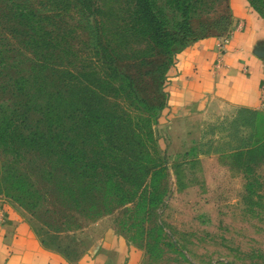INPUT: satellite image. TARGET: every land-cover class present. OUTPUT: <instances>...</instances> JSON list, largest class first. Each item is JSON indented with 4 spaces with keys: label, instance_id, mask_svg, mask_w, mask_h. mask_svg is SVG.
Listing matches in <instances>:
<instances>
[{
    "label": "rangeland",
    "instance_id": "1",
    "mask_svg": "<svg viewBox=\"0 0 264 264\" xmlns=\"http://www.w3.org/2000/svg\"><path fill=\"white\" fill-rule=\"evenodd\" d=\"M93 2L95 10L87 12L76 0H0V117L8 106L17 109L10 116L28 107L20 129L44 128L39 117L48 93L63 88V128L77 126L79 147L108 157L107 133L88 135L72 114L75 93L87 95L97 108L120 117L115 125L135 130L128 139L140 140L134 147L142 149L147 164L162 165L157 181L146 180L150 190L157 184L161 199L144 206L137 197L123 204L112 198L88 211L64 205L55 185L38 174L39 167H53L52 160L16 146L6 151L2 144L0 196L26 209L38 235L69 260L112 227L136 252L127 264H264V112L252 143L241 149L240 126L231 125L230 114L169 121L163 116L165 83L180 45H156L133 21V0ZM152 2L170 32L177 30L184 5L191 37L227 35L230 29L231 0ZM246 2L264 16V0ZM26 76L43 82L44 91L34 92L36 84L21 88ZM89 128L104 129L94 123ZM15 173L46 198L36 213L51 228L15 198L18 192L4 178Z\"/></svg>",
    "mask_w": 264,
    "mask_h": 264
},
{
    "label": "trees",
    "instance_id": "2",
    "mask_svg": "<svg viewBox=\"0 0 264 264\" xmlns=\"http://www.w3.org/2000/svg\"><path fill=\"white\" fill-rule=\"evenodd\" d=\"M76 1L87 12L95 10L93 0ZM132 18L134 22L141 24L145 33L156 45L164 48H168L175 42L182 48L188 43L187 41L194 38L191 37L189 11L186 5L182 7L181 19L178 22L177 30L174 32H170L165 27L163 20L154 9L152 0H133ZM26 52L28 51L26 50ZM28 55L29 53H25L27 58H29ZM30 61H32L31 68H33L35 62ZM41 69L38 66V70ZM30 73L32 74V72ZM24 78L20 84L21 88L24 89L27 85L28 88H32V85L36 84L33 87L34 92L44 91L43 82L38 83L37 79H30L29 76ZM62 92L63 88H56L48 93V99L44 103V111L39 117L44 128H39L36 125L32 129L22 131L20 129L21 121L25 119L26 112L30 109L27 107L22 111L23 117L19 112L10 116L9 114L17 109L15 107L10 109L8 106L6 108L8 113H4L0 117V144H2V148L7 151L16 146L25 151L41 154L49 158L48 161L52 160L50 162L53 167L49 169L43 166L39 167L38 174L45 181V184L55 185L60 197L58 201L64 205L69 202L68 204L82 211H88L95 209L97 205H105L106 202L112 201V198H115V202L123 204L137 197L142 202L140 204L144 206L154 205L157 200L160 201L161 197L155 190L157 184L154 185V189L150 190L146 187L149 183L146 180L148 177L149 181H157L162 165L159 166L154 162L147 164L148 161L143 156L142 149L134 147V144L140 140L128 139V136H133V134L127 135V133L130 130L134 133L135 130L127 129V126L115 125L114 120L120 119L119 116L115 117L114 114L107 113L105 109L97 108L96 103L91 101L92 98L90 99L87 95L80 94L78 96L75 93L76 99L72 102V105L75 106L71 109L73 116L82 122V126L88 127L86 131L88 135L93 136L91 133L93 132L96 137L101 131V134L107 133L110 142L109 147L104 146V149L109 150L108 157L106 155L100 157V152L96 149L86 152L83 147H79V141L76 138L79 134L77 126L69 129L63 128L62 116L64 115L59 111L60 98H63ZM25 94L29 96L27 92ZM259 115V111L248 109H243L237 113L236 120L240 119L244 122L251 120L253 124L251 132L241 139V143L237 146L240 149L252 143ZM90 123H94L96 126L102 125L104 129H91L89 128ZM69 130H73L72 134L74 135L66 134ZM97 144L95 143V146ZM4 178L8 179L6 182H8L9 188L18 192L15 194V198L18 201L22 200L20 204L28 205L31 213L37 218H41L42 223L51 228V225L36 213L38 204L46 201V198H41L40 195L36 194L39 189L35 183L25 180V177L19 173L5 175ZM35 230L38 234V229ZM40 239L47 246H51L44 237H40Z\"/></svg>",
    "mask_w": 264,
    "mask_h": 264
},
{
    "label": "crops",
    "instance_id": "3",
    "mask_svg": "<svg viewBox=\"0 0 264 264\" xmlns=\"http://www.w3.org/2000/svg\"><path fill=\"white\" fill-rule=\"evenodd\" d=\"M227 35L194 38L180 48L169 66L163 116L176 121L200 115H232L245 138L252 121L236 120L243 109L264 112V16L246 0H231ZM225 38V39H224ZM5 219L0 224V264H127L134 250L112 227L88 245L76 260L44 244L21 205L0 196Z\"/></svg>",
    "mask_w": 264,
    "mask_h": 264
},
{
    "label": "built area",
    "instance_id": "4",
    "mask_svg": "<svg viewBox=\"0 0 264 264\" xmlns=\"http://www.w3.org/2000/svg\"><path fill=\"white\" fill-rule=\"evenodd\" d=\"M4 219H5L4 210L0 208V224L4 221Z\"/></svg>",
    "mask_w": 264,
    "mask_h": 264
}]
</instances>
